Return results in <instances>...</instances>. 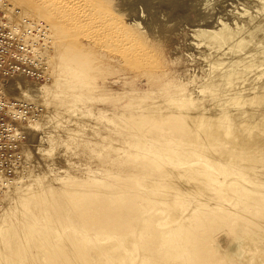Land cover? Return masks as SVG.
<instances>
[{"label":"rangeland","instance_id":"obj_1","mask_svg":"<svg viewBox=\"0 0 264 264\" xmlns=\"http://www.w3.org/2000/svg\"><path fill=\"white\" fill-rule=\"evenodd\" d=\"M0 9L20 38L37 43L44 62L35 79L19 73L3 80L5 93L19 101L24 116L7 122L6 136L0 139V264H153L149 256L167 248L174 253L156 257L161 263L177 257L182 264L264 263V239L257 235L264 233V162L235 164L234 172L217 157L214 169L211 156L197 155L185 142L186 134L168 132L172 111L179 110L202 112L223 130L236 132L240 112L257 106L259 113L253 111L260 115L249 124H264V101L224 103L220 99L230 96L225 87L199 90L229 66L209 68L207 56L263 60V0H118L123 25L135 29L144 46L141 56L128 61L99 46L74 47L55 65L52 46L45 40L39 43L37 33H27L34 22L20 19L15 9ZM34 25L40 30L43 24ZM200 30L207 34L198 37ZM254 67L243 69L246 81L232 82L243 89L264 84V67ZM37 90L41 95L34 94ZM212 102L218 105L208 107ZM37 124L42 127L35 128ZM157 129H162L159 136L153 132ZM45 135L54 139L53 145L37 148ZM195 171L207 172L206 184L217 188L236 181L235 191L249 197L216 198V187L213 193L209 185L202 192L211 201L196 195L195 188L176 198L171 193L176 201L171 194L161 202L145 198L151 190L146 181L161 182L169 175L164 188L176 183L174 188H187L193 180L189 184L180 174ZM201 177L198 181H204ZM68 184L82 185L81 194L90 191L87 198L94 199L84 206L88 216L69 195L73 191L65 189ZM37 190H42L40 200L24 197ZM160 190L155 194L165 193ZM104 195L111 202L102 203ZM17 197L20 209L11 214ZM95 208L108 213L94 214ZM244 232L257 236L256 251H248ZM119 250L122 257L117 260Z\"/></svg>","mask_w":264,"mask_h":264},{"label":"bare ground","instance_id":"obj_2","mask_svg":"<svg viewBox=\"0 0 264 264\" xmlns=\"http://www.w3.org/2000/svg\"><path fill=\"white\" fill-rule=\"evenodd\" d=\"M117 1L118 0H1L0 1V7H2V9L3 8L4 9L6 8L8 10L15 9V10L19 11V14H17V15H20V17H19L20 19L21 18H27L28 20L30 19L34 23H39V24L42 23L43 24L42 27H39L40 30H38L37 27H35L34 23L33 24L30 23L32 29H28L27 33H30L33 35H35L37 33V37H39V40H38L39 43H43V41L45 40V42L48 45L50 44L52 46L51 48L53 49L52 55H53L54 65L56 64L57 60L60 62L61 58L64 59L65 55L70 53L74 47L75 48H78V47L83 48V47H89V46L90 47L91 46H99L100 48H103V49L105 48L109 52H112L114 54L116 53L118 56H121V58H124L125 60L129 61V60H132L134 57L141 56L142 49L144 46H143L140 38L134 34L133 31H136V30L135 29H128L127 26L123 25V23H125V22L122 19V17L118 14V11L116 9ZM8 12L9 11H7V13ZM26 23H27V21H26ZM43 28H44V30L41 32V30ZM206 34H207L206 30H200V31H198L197 36L202 37L203 35H206ZM40 35L42 37H40ZM56 43H58L59 46H57ZM29 47H31V49H35V48H37V43L31 42V43H29ZM239 47H240V44H237L234 46V48H239ZM262 55H264V54H262ZM224 56H226V55H224ZM247 58H250V56L244 55V56H241L238 58H231V59H226V57H224L222 59L220 56H218V57H214L211 55L207 56L206 59L208 60L207 65L209 68L215 67V69L220 70V69H224L227 65H229V66H228L226 71L222 72V75L219 78L215 77L213 79H210V81L209 80L204 81V83L202 85L203 87L199 88L200 92L201 93H204L206 91L213 92L216 89L218 90L219 88L225 87L223 90L226 93H228L227 95H229V93H230V96L228 97L227 100L220 99L224 103L225 102L239 103L241 99L244 100L246 103L249 102L250 104L254 103V101H256V99H259V101H264V84L263 83L261 86H258L256 83L255 86L253 85L252 87L243 89L240 87L241 85L238 87L236 86L237 82L236 83L232 82L233 80H241V81L243 80L242 82L246 81L243 78L245 76L247 77V75H246L247 70H250L256 64L258 66L264 67V57L263 56H262V58L258 57L261 60L263 59L259 63H257L256 62L257 59L255 61L254 58H252L250 62H246V61H249V60H246ZM254 68H256V67H254ZM259 68H261V67H259ZM243 69L244 70L247 69L246 72L243 71ZM253 72L254 71H252V73ZM19 73H23V72H19ZM19 73H17V74H19ZM40 73H41V71H40ZM256 73H257V71H256ZM263 73H264V71H263ZM17 74H15V75H17ZM258 74H259V72H258ZM15 75H13V76H15ZM248 76H250V75H248ZM8 77H11V76H8ZM259 77H263V75H259ZM227 84H231L233 86L229 87L228 88L229 90H228V89H226ZM13 90H14V88H13ZM225 92H224V94H226ZM34 94H37V96H38L40 93H38V90H37V92H35ZM212 95L217 96L214 93H212ZM215 98L216 97L213 98V96H211V100H215ZM201 99H203V98H201ZM213 102H215V101H213ZM213 102L208 103L207 106L209 107V106L214 105L216 107V105H218V104L215 105L216 102L213 104ZM173 103H176V102H173ZM223 106H225V105L223 104ZM256 107L250 111L249 110L247 111V109H245L244 111L240 112V110H239L241 115L238 118L237 131L236 132H234L233 130H231L229 128L223 130L220 126L221 123L217 122L216 120H213L214 117L212 115L211 116L213 118L210 119L209 118L210 116L207 117L202 112H199V113L194 112V111H191V112L186 111L185 112L183 110H179V111L175 112V111L171 110L174 113L170 117V124H169L168 132L170 134H174V135H175V133L177 134L178 132L180 133L179 135L186 134L187 139H185V142H187L189 145L193 146V148H194L193 151L197 155L202 154V156L205 155L206 157H207V155L211 156V160L213 162L218 157L219 159H222V160H220V162L222 163V166H232V167H230V170H233V168H235V164L238 165L240 163H247V164H244V166H246V165H248V163H253L256 161H263L264 162V124L261 122V120L259 122L257 121L255 123L249 124V123H251V122H249V120H251V119H252V121L254 120L253 118L255 117V114H256V113H254V111L258 110V108H257V110H255ZM225 110L226 109H224V111ZM229 112H230V110H228V113ZM223 113H225V112H223ZM228 113H227V115L229 116L230 114H228ZM159 114H161V113H159ZM258 115H260V114H258ZM160 116L161 115H159L157 117H160ZM241 116H243V117H241ZM215 117H217V116H215ZM263 118H262V120H263ZM217 119H218V117H217ZM255 120H256V118H255ZM16 121H20V120H16ZM156 121H157L156 123L161 122L160 120H156ZM221 122H222V120H221ZM223 122H225V120ZM175 123H177V124H175ZM38 124L36 125L37 127H35V126H33V127L38 128V129L40 127H42ZM173 124H175V125H173ZM222 124H224V123H222ZM160 131H162V129L153 130V132H155V134H157L158 136L160 135L159 134ZM50 138L51 137L48 135L41 137L40 140L37 142V148L42 149L43 147H45L47 145L48 146L53 145L54 139L50 140ZM215 164H216L215 162L212 164L214 169L217 168V166ZM240 166H242V165H240ZM167 169H169V168H167ZM157 170H158V168H157ZM170 170H172V169H170ZM170 170H168V171H170ZM200 170H202V169H200ZM235 171H237L236 168L234 169V172ZM213 172L214 171H212L211 173H213ZM238 173H240V171ZM0 174H3V173H0ZM169 174L171 175V171ZM172 175H174V174H172ZM200 176H203V178L202 177L201 178L204 181H198ZM180 177L182 179L184 177L185 181H187V183H189V184L193 180L192 184L194 185V183H195V186L190 184L191 187L188 186L187 188L182 187L181 189L180 188L178 189V188H174V186L176 187V185H177V183H176V185H174L171 188H168V189H167V187L164 188L166 185L162 184V183L165 181L167 183V181L169 179H171L169 175L167 178L162 179L161 182H157L158 180L157 181L155 180L156 182L155 181H152V182L149 181L148 182V181L144 180L150 185V186H148V189H149V187H151V190H152V191L150 190L149 193L147 194L150 197L148 196L145 198L156 197L159 201L160 200L163 201L165 199L171 198V196L168 197V195L171 193H173L175 198H176L177 197L176 195L183 196V195H187L188 192H190V191L195 192V190H194V188H195V189H197L196 192H199L196 195L204 196V198L206 197L207 200L211 201L209 198L212 196L206 195L205 193L202 192V190H205V189L209 190V187H208L209 185H211L210 186L211 190L214 189L212 187H216L214 184H210V183H208L209 185L206 184V182L208 181L207 180L208 179V173L207 172L195 171L190 176H188L187 174L186 175L180 174ZM260 178H262V177H260ZM224 179L225 178H223L222 181H224ZM142 180L140 179V182L143 184L144 181H142ZM159 180H161V179H159ZM147 183L145 185H147ZM179 183H180V181H179ZM173 184H175V183H173ZM263 184H264V182H263ZM186 186H187V184H186ZM236 186H237L236 181H230V183L229 182H226V183L221 182L218 185V188L216 187V189H215L216 195L214 194L213 197L217 196L216 198H222V197L223 198H229L230 200H233V198H236V197H232L234 195L238 196L237 197L238 199L242 198L243 196L249 197V195L246 194L245 191L243 192V194H242V192L237 193L235 191ZM64 187H65V189H68L69 191H73V192H70L69 195L71 197L77 199V204L79 206L83 207V213L82 214L84 216H88L87 215L88 213H85V212H87L89 209L87 210V207H84V206H86V204H85L86 202L87 203L91 202V200L94 199L91 196H89V198H87L88 194H91L90 191H87L84 194L79 193L80 189L82 188V185L73 186L71 184H68V185H65ZM157 189H158V191L161 189L160 193L163 192L162 190H164L165 193H163L162 195H157V194H159V192L157 194H155V191L157 192ZM245 189L247 190L249 188H245ZM18 193L19 192H17V196H18ZM213 193H214V190H213ZM173 194H171V195H172L173 200H175L173 197ZM41 195H42V190H37V191L27 192L26 194H24V197L29 199V200L35 201V200H38L39 196H41ZM95 196H96L95 198H100V195L97 193H95ZM104 196H105L104 200L106 202H104L103 200L100 199L102 201V203L111 202V200H109V196H107V195H104ZM254 196H256V195H254ZM179 198L180 197H178V199ZM213 200H215V198H213ZM36 203H38V202H36ZM14 206L15 207H13L12 210H10V211H12L11 214L18 211V209H20V203L18 201V197L16 199H14ZM93 212H94V214H98L100 212H101L100 214H104V213L107 214L108 213L106 210L98 209V208L93 209ZM156 214H158V211H156ZM91 216H93L92 213H91ZM30 226L34 227V224L31 223ZM24 227H25V223H24ZM25 234H27V233H25ZM27 235H29V234H27ZM257 235L260 236L261 240H262V238L264 239V233H259ZM130 237H132V236H130ZM242 238H244L243 240H244L245 244H248V248H247L248 251L249 250L251 252L256 251V249H257L256 248V246H257L256 241L258 240V239L256 240L257 236H255V238H253V236L250 237L249 235H246V233L244 232V235ZM38 243L40 245L43 244L42 241H40V239L38 240ZM134 243H137V242L135 241ZM138 247L140 250H144L143 246L138 245ZM178 249H180V248H178ZM173 250H175V249L167 248L165 251H161L160 253H158L159 255H157L156 257H160V255L162 257H164L163 255H166V254L170 255V254L174 253ZM176 251H175V253H176ZM136 253L137 252H135L134 255H136ZM121 255H122V253L119 250V251H117L115 258L117 260H120L122 257ZM262 255H264V254H262ZM144 257H145V255L143 254V259L146 260V258H144ZM156 257H155V255H154V257L149 256L150 259L152 258L153 264H182L181 259H178V257L176 258L177 261H175V260L171 261L169 259H166V261H164V263H161V261L158 260ZM140 260H138V261H140ZM154 262H156V263H154ZM120 264H122V263L120 262ZM262 264H264V263H262Z\"/></svg>","mask_w":264,"mask_h":264},{"label":"built area","instance_id":"obj_3","mask_svg":"<svg viewBox=\"0 0 264 264\" xmlns=\"http://www.w3.org/2000/svg\"><path fill=\"white\" fill-rule=\"evenodd\" d=\"M20 36L18 31L12 29L6 13L0 9V139L6 136L7 122L20 120L24 116V110L18 106L19 101L5 93L4 78L19 72H23L26 76L30 74L31 78H37L44 63L41 49L38 47L31 49L29 43Z\"/></svg>","mask_w":264,"mask_h":264}]
</instances>
